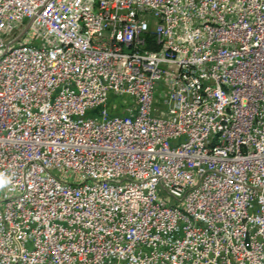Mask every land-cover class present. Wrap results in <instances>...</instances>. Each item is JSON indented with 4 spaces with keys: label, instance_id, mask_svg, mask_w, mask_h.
<instances>
[{
    "label": "built area",
    "instance_id": "built-area-1",
    "mask_svg": "<svg viewBox=\"0 0 264 264\" xmlns=\"http://www.w3.org/2000/svg\"><path fill=\"white\" fill-rule=\"evenodd\" d=\"M0 264H264V0H0Z\"/></svg>",
    "mask_w": 264,
    "mask_h": 264
}]
</instances>
